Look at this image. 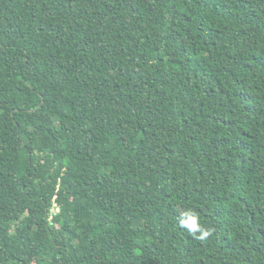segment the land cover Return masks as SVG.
I'll return each instance as SVG.
<instances>
[{
  "label": "trees",
  "instance_id": "16d2710c",
  "mask_svg": "<svg viewBox=\"0 0 264 264\" xmlns=\"http://www.w3.org/2000/svg\"><path fill=\"white\" fill-rule=\"evenodd\" d=\"M0 264H264V0H0Z\"/></svg>",
  "mask_w": 264,
  "mask_h": 264
},
{
  "label": "clouds",
  "instance_id": "9594fccd",
  "mask_svg": "<svg viewBox=\"0 0 264 264\" xmlns=\"http://www.w3.org/2000/svg\"><path fill=\"white\" fill-rule=\"evenodd\" d=\"M182 225L189 229H195L197 227L195 217H188V219L181 221Z\"/></svg>",
  "mask_w": 264,
  "mask_h": 264
},
{
  "label": "built area",
  "instance_id": "2783aa9c",
  "mask_svg": "<svg viewBox=\"0 0 264 264\" xmlns=\"http://www.w3.org/2000/svg\"><path fill=\"white\" fill-rule=\"evenodd\" d=\"M50 211H51V213L58 211L56 203H53L52 207L50 208ZM49 218L51 219V215H49Z\"/></svg>",
  "mask_w": 264,
  "mask_h": 264
}]
</instances>
